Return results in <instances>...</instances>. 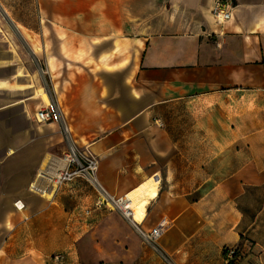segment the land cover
Here are the masks:
<instances>
[{
    "label": "crops",
    "instance_id": "crops-1",
    "mask_svg": "<svg viewBox=\"0 0 264 264\" xmlns=\"http://www.w3.org/2000/svg\"><path fill=\"white\" fill-rule=\"evenodd\" d=\"M215 1L0 0L21 32L0 33V264H225L226 247L264 264V0H231L223 26ZM51 100L108 193L160 177L145 217L125 216L164 225L167 259L114 238L119 215L87 177L40 176L68 151L61 121L36 120ZM208 151L214 186H162Z\"/></svg>",
    "mask_w": 264,
    "mask_h": 264
},
{
    "label": "built area",
    "instance_id": "built-area-1",
    "mask_svg": "<svg viewBox=\"0 0 264 264\" xmlns=\"http://www.w3.org/2000/svg\"><path fill=\"white\" fill-rule=\"evenodd\" d=\"M235 4L231 0H216L213 7V14L217 21L223 26L227 21H229L233 16V10ZM54 100H51L46 106L41 107L36 112V120L39 122H49L58 119L62 122L63 131L68 140V151L62 158H52L53 162L51 166H54L56 170L55 178L57 181L70 180L78 175H83L87 177L93 184L97 185L100 190V196L96 202V206L100 207L102 205L112 206L115 208L117 200L119 197H115L108 193L105 188L100 184L97 179V171L99 168V159L91 151L82 150L76 141L73 139L72 134L63 119L62 113L57 110L54 105ZM47 166V165H46ZM46 169V167H45ZM47 172V171H46ZM41 174V172H40ZM47 175L50 177L47 173ZM34 188H38L36 183L33 185ZM39 189V188H38ZM19 202V201H18ZM117 206V205H116ZM119 207V206H118ZM122 209V208H121ZM123 210V209H122ZM124 213V212H123ZM128 217H134L132 213L127 214ZM139 234L141 235L144 242L152 246L154 249L159 251L166 259L167 255L159 244V239L163 233V224L160 223L152 229L146 230L140 227V225L134 221ZM235 247H229L225 254V264H230L231 260L238 258L239 254L235 258Z\"/></svg>",
    "mask_w": 264,
    "mask_h": 264
},
{
    "label": "rangeland",
    "instance_id": "rangeland-1",
    "mask_svg": "<svg viewBox=\"0 0 264 264\" xmlns=\"http://www.w3.org/2000/svg\"><path fill=\"white\" fill-rule=\"evenodd\" d=\"M4 8L7 9L8 7L0 5V33H7L9 30H17L18 33H21L18 30L19 28L17 29L14 26V24L10 22V20H9V18L7 16V13L5 12ZM26 50H27V48L25 49V52H26ZM26 54L32 60V55H30L28 53H26ZM35 63H36V60H35ZM36 64H35V68H36L37 76L42 79L44 84L47 85V81L45 79L44 72H43L42 68L40 67V65H38V64L36 65ZM20 72L22 73L23 71L20 70ZM39 92H41V89L39 90ZM54 105L57 108V110L60 111V113H62L61 108H60V106H59L57 101L54 102ZM63 119H64V117H63ZM165 124L166 123H164V122H160L161 126H164ZM66 142L68 144V140L67 139H66ZM177 153L180 154V153H183V152L177 151ZM205 153L207 154V152H205ZM194 154L201 155V151H194ZM214 157H215V152L208 151V158L210 160V164L206 165V166H203V167L188 166V165H186V167H184L183 163H184L185 160H182V165L178 166V171L179 172H178L177 177H180V178L187 177L189 179L188 180H179V181L177 180V181H174L172 183H168V182H163L162 181V183H163L162 186H166L167 187L168 184L172 185L171 186L172 189L174 191H176V192L191 191V190H194L195 188H197L201 184H204L205 186H208V187L214 186L216 184L215 178H216V170H217L216 159ZM192 160L194 161V160H196V158L193 157ZM207 178H209V181L205 182V180ZM111 207L112 206H110V208ZM111 209H112V211H115V213H118V215H119L118 222L120 223V229H118L115 232V237L114 238L118 237L119 235H126V232L130 231V233H132L138 239H141V236H140L136 226L131 223V221L129 220L128 217L125 216V214L123 213V210L120 207L116 206V205H115V208L112 207ZM121 223H123V227L124 228H122ZM150 247L153 248L152 246H150ZM154 250H156V249H154ZM156 252L159 253L162 257H164L159 251L156 250ZM164 253H165V251H164ZM239 256L240 257L242 256L241 258L244 257V255H242L241 252H239Z\"/></svg>",
    "mask_w": 264,
    "mask_h": 264
},
{
    "label": "bare ground",
    "instance_id": "bare-ground-1",
    "mask_svg": "<svg viewBox=\"0 0 264 264\" xmlns=\"http://www.w3.org/2000/svg\"><path fill=\"white\" fill-rule=\"evenodd\" d=\"M50 161H52V158ZM45 167L42 168L40 176H46L47 173L51 175V171L54 169V166H51V168L48 166V168H46V172ZM56 174L57 173L55 172V175ZM159 182V176L155 175L153 177H149L136 188L132 189L124 196H121V198L117 200L116 205L123 209L125 215L132 213L133 211V219H143L147 213V207H149L148 204L150 200L157 197L159 193Z\"/></svg>",
    "mask_w": 264,
    "mask_h": 264
},
{
    "label": "trees",
    "instance_id": "trees-1",
    "mask_svg": "<svg viewBox=\"0 0 264 264\" xmlns=\"http://www.w3.org/2000/svg\"><path fill=\"white\" fill-rule=\"evenodd\" d=\"M228 248H229V247H226V248H225V254H226ZM235 248H236V247H235ZM238 254H239V252H238V249L236 248V251H235V258H236V256H237ZM230 264H236V261H235V260H231Z\"/></svg>",
    "mask_w": 264,
    "mask_h": 264
}]
</instances>
